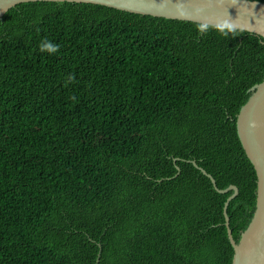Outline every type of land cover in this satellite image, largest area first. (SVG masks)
Segmentation results:
<instances>
[{
  "label": "trees",
  "instance_id": "1",
  "mask_svg": "<svg viewBox=\"0 0 264 264\" xmlns=\"http://www.w3.org/2000/svg\"><path fill=\"white\" fill-rule=\"evenodd\" d=\"M263 78L264 39L243 31L91 4L12 8L0 21V264H232V192L192 161L238 188V242L257 186L236 116Z\"/></svg>",
  "mask_w": 264,
  "mask_h": 264
},
{
  "label": "water",
  "instance_id": "2",
  "mask_svg": "<svg viewBox=\"0 0 264 264\" xmlns=\"http://www.w3.org/2000/svg\"><path fill=\"white\" fill-rule=\"evenodd\" d=\"M36 2L91 4L134 15L243 31L264 39V3L255 0H0V21L17 5ZM249 93L247 102L236 116V131L255 171L257 189L255 210L238 242L233 238L227 215L238 188L231 185L218 189L214 178L192 161L193 166L211 181L217 193L232 192L223 207L224 225L233 249L232 264H264V78ZM99 258L100 255L97 263Z\"/></svg>",
  "mask_w": 264,
  "mask_h": 264
},
{
  "label": "clouds",
  "instance_id": "3",
  "mask_svg": "<svg viewBox=\"0 0 264 264\" xmlns=\"http://www.w3.org/2000/svg\"><path fill=\"white\" fill-rule=\"evenodd\" d=\"M44 49H47L49 51H56V48L52 44H50V43L43 45L42 50H44Z\"/></svg>",
  "mask_w": 264,
  "mask_h": 264
}]
</instances>
